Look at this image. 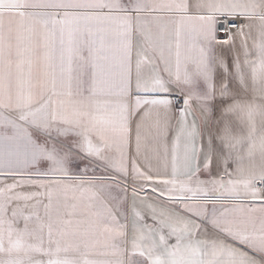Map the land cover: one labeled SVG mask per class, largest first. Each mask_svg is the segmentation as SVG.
Instances as JSON below:
<instances>
[{"label": "snow or ice", "instance_id": "1", "mask_svg": "<svg viewBox=\"0 0 264 264\" xmlns=\"http://www.w3.org/2000/svg\"><path fill=\"white\" fill-rule=\"evenodd\" d=\"M0 264H264V0H0Z\"/></svg>", "mask_w": 264, "mask_h": 264}]
</instances>
